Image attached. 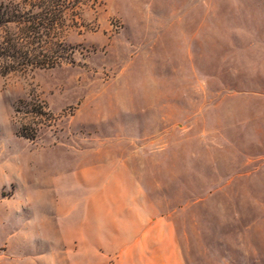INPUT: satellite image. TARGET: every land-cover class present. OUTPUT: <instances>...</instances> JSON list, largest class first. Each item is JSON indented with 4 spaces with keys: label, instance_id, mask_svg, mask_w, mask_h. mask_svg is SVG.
I'll return each mask as SVG.
<instances>
[{
    "label": "rangeland",
    "instance_id": "1",
    "mask_svg": "<svg viewBox=\"0 0 264 264\" xmlns=\"http://www.w3.org/2000/svg\"><path fill=\"white\" fill-rule=\"evenodd\" d=\"M40 3L0 0L29 17ZM55 5L33 39L58 52L0 73V166L17 167L2 194L23 218L2 239L78 242L85 211L117 242L109 228L132 204L173 223L185 264H264V0ZM62 192L82 199L55 218ZM52 210L60 233H47Z\"/></svg>",
    "mask_w": 264,
    "mask_h": 264
},
{
    "label": "crops",
    "instance_id": "2",
    "mask_svg": "<svg viewBox=\"0 0 264 264\" xmlns=\"http://www.w3.org/2000/svg\"><path fill=\"white\" fill-rule=\"evenodd\" d=\"M16 170V166H8L7 164L0 166V264H59L58 262L60 264H185L173 223L159 214L150 217L144 212L143 207L134 209L132 204L129 210L126 208L128 211L122 210L123 212L115 217L117 222L109 228L110 233L115 232L117 234V242L103 241L102 222L99 213H96L97 216L94 213L98 219V226L95 224L93 229H87L85 211L76 216L78 242L47 241L29 245L19 242H5L2 237L12 231L14 233L19 232L23 219L16 207L12 211L8 210L7 204L16 202V200L13 198L11 201L2 194L3 187L8 184L5 180L8 179V176H13ZM67 179L68 177L61 175L57 182L51 178L50 184L52 187L56 185L57 191H64V183ZM64 197L62 192L56 206V215L52 214L53 210L51 211V219L49 214H45L47 233L50 231L60 233L64 225L61 224L59 230L53 215L56 216L55 218L59 216L64 218L65 207L68 205L67 207L72 210L74 205L80 203L82 199V196L77 195L67 199ZM50 204L55 210L54 202L50 201ZM110 212L112 213V210ZM71 217L74 215L71 214ZM72 228L74 231L75 227ZM91 231L94 233V238L86 241L87 233Z\"/></svg>",
    "mask_w": 264,
    "mask_h": 264
},
{
    "label": "trees",
    "instance_id": "3",
    "mask_svg": "<svg viewBox=\"0 0 264 264\" xmlns=\"http://www.w3.org/2000/svg\"><path fill=\"white\" fill-rule=\"evenodd\" d=\"M67 2V3H66ZM48 6H45V5ZM55 4L58 5H66L65 8L70 10V6L68 5V0H41L40 5L38 6V11L40 13L36 14L35 16L30 15V13L24 14L23 8H17V6H10L6 4L0 5V27L8 26L10 24H23V36H16L15 34H11L9 37L2 38L0 40V73L8 74L10 72L16 71L19 67H27L33 66L34 64L44 65L47 61L41 59L42 51L40 47L38 48L34 46L35 40L34 34L39 33L42 29L47 28L44 26V22H42L43 14L47 16L54 12L56 9ZM53 7V8H51ZM69 7V8H68ZM47 21L49 18L45 17ZM56 24L55 19H52L51 28ZM19 35V34H18ZM58 41H53L50 43V46L45 49L50 54H55L58 52L59 48ZM67 55L65 57L60 56L62 60H66V62H73L74 56V47L71 44H67L65 48ZM43 51V52H46ZM38 52V53H37ZM48 56V55H47ZM58 55H56L57 57ZM49 58V57H48ZM59 58V57H58ZM40 60V63H35V60ZM60 62H53L51 66H55L60 64ZM25 137L30 138L26 133L23 134Z\"/></svg>",
    "mask_w": 264,
    "mask_h": 264
}]
</instances>
